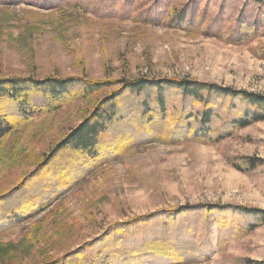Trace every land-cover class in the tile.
I'll return each instance as SVG.
<instances>
[{
    "label": "rangeland",
    "instance_id": "rangeland-1",
    "mask_svg": "<svg viewBox=\"0 0 264 264\" xmlns=\"http://www.w3.org/2000/svg\"><path fill=\"white\" fill-rule=\"evenodd\" d=\"M49 76L191 78L264 94V0H0V78ZM110 89L27 117L12 109L18 123L0 140V192L17 189L0 198V264L53 262L116 224L187 204L264 209V120L215 143H142L86 169L66 146L53 153ZM126 113L101 135L104 154L120 137L143 138ZM216 122L215 132L228 126ZM183 215L158 231L181 237L175 258L190 260L177 264H264V224L238 235L241 218L227 212L208 233ZM114 243L108 234L98 245ZM164 248L146 256L176 262L161 257Z\"/></svg>",
    "mask_w": 264,
    "mask_h": 264
},
{
    "label": "trees",
    "instance_id": "trees-1",
    "mask_svg": "<svg viewBox=\"0 0 264 264\" xmlns=\"http://www.w3.org/2000/svg\"><path fill=\"white\" fill-rule=\"evenodd\" d=\"M109 88L114 89L95 99L85 118L53 148V153L66 146L67 149L83 156L85 160L83 166L86 169L95 167L101 161H113L126 149L129 151L142 143H215L227 138L235 130L264 120V94L191 78L143 76L131 80L116 79L100 82L75 77L49 76L41 79L11 77L0 78V104L4 103L3 109L0 106V140L18 123L13 120L14 111L25 117L34 110L46 113L51 108H58L62 103L88 101L93 94ZM121 110H125L126 115H131L129 122L134 126L133 132H136L137 136L142 134L143 138L128 144L126 142L129 139L120 137L114 151L109 155L104 154L100 151L101 135L113 125L123 122ZM223 110L226 112L224 118ZM217 120L227 122L228 126L216 129L215 132ZM16 189L17 187L13 186L0 192V198L12 195ZM227 212L241 218L238 235L264 224V209L233 205L187 204L172 212H155L116 224L84 247L66 251L57 260L43 264H97V260L98 264H167L161 262L156 254L154 257L146 256L150 253L154 254L159 246H165L161 257L164 255L168 261L174 259L176 261L168 264H177L182 260L189 261L190 259L181 256L175 258L177 253L175 247L179 246L181 237L175 235L170 227L163 235L158 231H162L166 225H172L178 218L181 220L178 215L183 213L203 221V230L208 228V233H211L214 223L219 224L217 216L223 217ZM156 217L163 220L162 225H151V221ZM9 220L14 221L12 216ZM3 228L4 224L0 231ZM138 229L150 230L152 233L148 239H144L143 235L137 232ZM129 231L134 234L129 235ZM108 234L115 243L98 245L102 237ZM210 245L206 243L207 247ZM141 259V263L136 262Z\"/></svg>",
    "mask_w": 264,
    "mask_h": 264
}]
</instances>
